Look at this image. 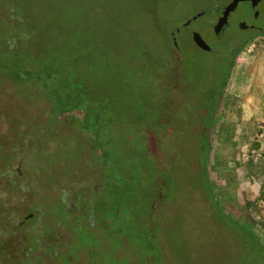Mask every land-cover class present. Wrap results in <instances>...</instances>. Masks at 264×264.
I'll return each mask as SVG.
<instances>
[{"label": "rangeland", "instance_id": "rangeland-1", "mask_svg": "<svg viewBox=\"0 0 264 264\" xmlns=\"http://www.w3.org/2000/svg\"><path fill=\"white\" fill-rule=\"evenodd\" d=\"M231 1L0 0V47L83 70L99 133L118 151L108 162L91 153L82 107L81 128L0 65V221L11 240L0 264H264V0L258 18L241 3L217 38L214 7ZM246 15L263 31L234 59L217 106ZM193 31L217 51L200 50ZM110 170L122 178L116 200ZM94 198L116 204L117 221L107 225V209L83 214Z\"/></svg>", "mask_w": 264, "mask_h": 264}, {"label": "trees", "instance_id": "trees-1", "mask_svg": "<svg viewBox=\"0 0 264 264\" xmlns=\"http://www.w3.org/2000/svg\"><path fill=\"white\" fill-rule=\"evenodd\" d=\"M253 37L254 36H252V38ZM248 40H250V39H244L242 41L241 45L239 47H237L236 50L232 49L231 52H234L233 50H235L234 55H238L242 51V49L244 48V46L246 45ZM28 43H30L28 45L29 47L34 46V44L31 41H29ZM7 46L9 47V49L6 46L0 47V53H2L1 51L7 50V51H9V53L12 54L11 58H9V62L5 61L7 58L6 59L1 58V54H0V65L3 66L5 64H8L7 68H9L8 75L10 77L9 76H5V77H8V78L14 80L18 84H24L27 82L35 83L38 87H40V89L43 90V94L46 95L50 99V101L52 102L51 111L55 116L57 114L58 115H61V114L62 115H69V117H67V118L75 120V123L80 125L81 128H82V125L80 124V122L76 119V117L73 114H74V112L79 110L80 107H82L81 109L85 113V117L83 119V122L86 124V126L91 125L92 127L96 128L95 136L94 137L91 136V139H90V140L93 139V143L95 144L94 148L91 147V149H92L91 153H96V152L100 151V156H101L102 160L105 162H108L107 157L112 159V156L118 155V151L115 148V146L113 145V141L109 137V133L106 135H100V133H99V126H100L99 122L100 121H97L95 119L97 117L96 111H98V110L95 108H92V106H91L92 104H88L87 101L85 100L86 99V91L88 92V88L86 86L87 80L85 79V76H84L85 72L83 70H77V71L76 70H69V71H67L64 68H62L61 64L53 65L52 62L47 63L48 59H46L44 62L43 57L40 54V51L36 50V47H34L31 50V49H26L24 47L25 45H23V44H19V47L13 46L12 44H8ZM69 61L70 60L67 59L68 63H69ZM233 62L234 61H232V63ZM228 76H227V78H228ZM202 95H203V93H202ZM217 105H218V103H217ZM216 110H217V106H216ZM215 112L213 113V116H212V121L214 122V124L213 125L211 124V125L213 127L215 125V120H216L215 119ZM91 118L94 121H96V123L98 125L96 123H92ZM211 131H212V129L206 130V132L208 134H210ZM254 148L260 149V143H255ZM113 160L116 161V158ZM103 165L108 166L106 164H103ZM110 172H111V175L107 179L113 184L114 187L109 186L110 188L109 187H108L109 189L107 188L106 194L108 196H110L111 198H113V200H116V197L119 196V194L116 190V187L119 188V186H121L122 178H120V176H117L116 173L112 172L111 170H110ZM105 175H107V173H105ZM105 175H104V177H105ZM11 184L12 183H10V185ZM11 187H13V184L11 185ZM216 194L218 196H220L219 188L217 189ZM101 197H102V194H101ZM94 200H95V198H94ZM99 201L100 200L97 199V200H95V202L92 201V202L85 203L84 205H86L87 207H85L86 210L83 211V214L90 213V215H92V219L97 221L98 216L105 209H107L108 210V213H107L108 215L106 217V218H108L107 219V225L110 224L112 221H113V223L115 221H117V219L119 217V213H116L115 215L114 214L111 215V213L115 210L114 206L116 204L110 208H106V204L105 203L101 204ZM93 205H96V207H93ZM9 206L10 205L6 203L4 207H7L9 210ZM62 209L67 213V215L69 217V214H68V211L66 210V207L64 206V204L60 203L57 210L60 211ZM8 210L7 209L6 210L1 209V212L3 213L4 211H8ZM27 211L32 212L33 209L29 207ZM109 216H111L110 219H109ZM85 218L86 217L84 216V219ZM30 220H33V219L32 218L28 219V221H30ZM12 223H13V221H12ZM11 227L20 229V226H17L16 223H13L11 225ZM8 228H10V227H8ZM8 228H7V226L5 227L2 224V222L0 221V238H1L0 246H2V247H4V246L6 247V245H9L11 243L10 236H9V238H6L5 236H3L4 234L7 235ZM50 229L51 228L48 225L47 230L52 232V230H50ZM14 234L12 235V237L14 236ZM252 238L256 239V237L254 235H252ZM259 243L260 242H258V245L262 246V244L261 243L259 244ZM36 246H37V244H36ZM5 256L9 258L10 257L9 252L6 253ZM3 262H5V260H3Z\"/></svg>", "mask_w": 264, "mask_h": 264}, {"label": "flooded vegetation", "instance_id": "flooded-vegetation-1", "mask_svg": "<svg viewBox=\"0 0 264 264\" xmlns=\"http://www.w3.org/2000/svg\"><path fill=\"white\" fill-rule=\"evenodd\" d=\"M262 2V1H261ZM260 2V3H261ZM241 3H243V2H241ZM240 3V4H241ZM245 3H247V4H249V7L251 8V10L254 12L253 14V18H254V16L256 17V18H258L259 17V12H258V7H259V4H258V6H256V7H254V6H252V3L250 2V1H248V2H245ZM239 4V5H240ZM239 5H238V7H239ZM226 7V6H225ZM225 7H223V8H215L214 7V9H215V12L218 14V16H217V21L214 23V25H213V31H214V34H215V37H217V38H221L222 37V35L224 34V33H226V31H227V29L228 28H230L232 25H231V18H232V16H233V14L237 11V9H238V7H237V9L235 10V11H233V12H231L230 14H229V16H228V21H226L225 22V24H224V26L217 32L216 31V26H217V24L219 23V20H220V18H222V16H223V12H224V9H225ZM213 9V8H212ZM207 11H208V9H206ZM201 14H203V13H201ZM204 14H206V12H204ZM190 22L191 21H188V22H186L185 23V25H188L187 23H189L190 24ZM242 23H246V25H241ZM235 27L236 28H239L240 30H242L243 32H245L246 33V35H247V39H251L252 38V36H254V35H256V33L257 32H262L263 31V29L262 28H260V27H258V26H256V24H254L253 23V21H252V15L250 16V15H246L245 17L244 16H241V17H239V18H237L236 20H235ZM237 25H238V27H237ZM250 32V33H249ZM181 33V29H180V27H177L176 28V30L175 31H172V39H173V42H174V44L178 47V43H177V37H178V35ZM195 33H199L200 34V32H198V31H193L191 34H192V37L194 36V34ZM201 35V34H200ZM202 36V35H201ZM203 38V37H202ZM203 40H204V38H203ZM205 41V40H204ZM249 41V40H248ZM206 42V41H205ZM177 43V44H176ZM241 43H242V41L241 42H239L238 43V45H236V46H234L232 49H236L235 47H238V46H240L241 45ZM196 44V43H195ZM206 44L208 45V48L207 49H204V48H202V47H200V46H198L197 44V47H199V49L200 50H202L203 52H211V53H214V52H216L217 51V49L212 45V44H209V43H207L206 42ZM212 45V46H211ZM228 47V46H227ZM232 46H230V48H231ZM234 52H235V50H233ZM234 52H230V49L228 48V50H227V53H230L229 54V64H230V68L226 71L227 73H225L224 75H223V79L221 80V84H222V88H221V92L218 94V96H217V103H218V105L217 106H219V104H220V102H221V100H222V98H223V96H222V94L224 93V86H225V84L227 83V81H228V79H229V74H230V69H231V63H232V61H234V59L237 57V55H234ZM222 75V74H221ZM220 75V76H221ZM225 76H228V78L226 77L225 78ZM203 93V92H202ZM202 97H204V95H202Z\"/></svg>", "mask_w": 264, "mask_h": 264}, {"label": "water", "instance_id": "water-1", "mask_svg": "<svg viewBox=\"0 0 264 264\" xmlns=\"http://www.w3.org/2000/svg\"><path fill=\"white\" fill-rule=\"evenodd\" d=\"M250 1L252 3V6L256 7L258 6V4L263 1V0H232L224 9V12H223V16L222 18H220L219 20V23L217 24L216 26V31L218 32L225 24L226 21H228V16L231 12L235 11L238 7V5L241 3V2H248ZM202 14L200 13L199 15L197 16H201ZM196 16V17H197ZM190 21V20H189ZM189 24V23H187ZM241 25H246V23H242ZM193 40L194 42L204 48V49H207L208 48V45L206 44V42L203 40L202 36L199 34V33H195L194 36H193Z\"/></svg>", "mask_w": 264, "mask_h": 264}]
</instances>
